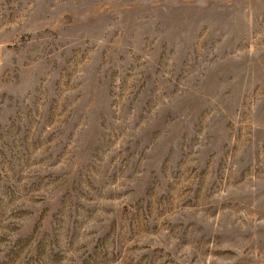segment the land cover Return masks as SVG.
I'll list each match as a JSON object with an SVG mask.
<instances>
[{"label": "rangeland", "instance_id": "1", "mask_svg": "<svg viewBox=\"0 0 264 264\" xmlns=\"http://www.w3.org/2000/svg\"><path fill=\"white\" fill-rule=\"evenodd\" d=\"M0 264H264V0H0Z\"/></svg>", "mask_w": 264, "mask_h": 264}]
</instances>
